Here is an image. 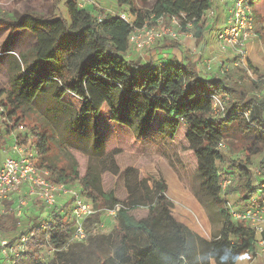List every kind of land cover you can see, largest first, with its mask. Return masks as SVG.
Listing matches in <instances>:
<instances>
[{
  "label": "trees",
  "instance_id": "trees-1",
  "mask_svg": "<svg viewBox=\"0 0 264 264\" xmlns=\"http://www.w3.org/2000/svg\"><path fill=\"white\" fill-rule=\"evenodd\" d=\"M261 1L252 0L253 8ZM211 5V0H157L150 11L138 9L132 12L137 13L134 24L138 26L152 14L159 17L191 13L198 19L195 27L199 39L203 25L198 21ZM66 8L69 19L61 16L45 18L31 13L18 18L0 17V26L9 25L14 31L26 30L35 37L32 59L28 61L24 55L19 57L21 65L15 61L10 88L0 87V107L4 109L1 117L7 119L4 122L18 124L23 121L21 113L45 87L52 86L57 100L68 93L79 99L80 113L93 118L97 126L106 105L113 107L115 94H119L123 113L115 114L114 111L112 119L116 122L132 126L130 115L134 113L136 124L142 128H150L156 118L161 117L158 129L162 134L175 136L184 127L197 160L201 186L224 218L218 240L206 243L208 254L205 260L214 259L216 264H236L242 252L256 241V234L245 221L231 219L224 210L221 173L217 165L223 157L219 145L229 136L238 138L243 145L246 158L234 160L230 168L238 177L239 199L246 202L255 189L250 170L251 157L264 150V71L250 61L246 68H240V72L252 82L248 87L241 79L229 81L228 76H203L198 61L192 59L167 62L159 67L150 62L141 67L125 57L130 47L132 26L119 14L108 13L106 18L98 21L94 6L82 8L77 0H67ZM178 47L179 43L175 41L162 44V48L167 49ZM247 70H252L257 78L247 75ZM212 96L225 100L223 105H218V111L211 109ZM23 124L34 138L36 164L40 168L49 169L59 182H78L97 208H110L119 203L112 190L98 191L87 179L68 174L57 166L51 155L57 137L50 126L43 122L32 127L27 122ZM1 135L0 131V140ZM28 139L19 136L20 143H27ZM260 170L264 174V158ZM227 173L230 175L232 172ZM145 188L150 198L153 195L149 215L134 220L127 210L121 208V220L113 225L109 235H92L87 245L82 243L83 253L78 264H197L195 244L199 237L174 215L166 182L154 179L153 187L145 185ZM5 203L8 205L6 212H0L1 232L13 230L20 222L10 210L11 202ZM100 217L101 213H98L95 219ZM41 224L21 234L31 237L28 249L16 264L62 262L63 249L69 244L73 224L67 214L52 216V226L48 230ZM129 229L144 234L145 242L131 237ZM45 250L53 254L48 262L43 261ZM228 252L231 256L225 261L222 256Z\"/></svg>",
  "mask_w": 264,
  "mask_h": 264
},
{
  "label": "rangeland",
  "instance_id": "rangeland-1",
  "mask_svg": "<svg viewBox=\"0 0 264 264\" xmlns=\"http://www.w3.org/2000/svg\"><path fill=\"white\" fill-rule=\"evenodd\" d=\"M66 1L0 0V17L18 18L23 14L31 13L45 18L61 16L69 19ZM156 2L157 0H106V2L92 0V3L88 5L92 4L95 7L96 14L104 11L116 15L128 14L138 9L147 12L154 8ZM212 5L216 10V15L212 20L201 22L203 33L199 39L194 36L192 54L198 61L201 53L202 58L206 59L205 65L202 66L205 68L206 64L211 63L212 69L217 72L218 76H228L229 81L241 79L248 87H251L252 82L240 72V68H246L248 61H251L256 68L264 71V0L254 6L258 35L254 38L253 50L250 54L247 50L243 61L235 58L232 49L224 50L216 41L218 33L225 25L226 10L222 6V0H212ZM206 24L208 26H205ZM195 32L196 27L190 33L193 36ZM184 35L181 36V40ZM160 42L161 40H158L151 47L142 50L130 45L125 57L141 67L150 62L156 66L166 63L168 59H164L161 54L160 50L163 49L159 46ZM34 46L35 37L28 31H14L9 25L0 26L1 88H10L11 70L15 68V61L21 65L19 57L22 55L30 61ZM235 61L239 62L238 66H235ZM20 68L22 69L21 66ZM207 73L210 75L212 71H207ZM247 75L254 79L257 77L252 70H247ZM80 105L81 101L70 93L61 100H57L54 87H45L29 108L21 113L22 123L16 124L13 121L3 123L0 113L2 133L0 145L2 147L6 144L7 147L11 146L13 140L11 134L17 125H24L23 123L27 122L32 127L39 126L40 122H43L53 129L57 137L51 151L57 166L65 169L68 174L87 179L98 191L112 190L120 207L127 210L128 215L134 220L146 218L149 215V204L152 203L153 195L149 197L145 185L152 188L154 179H163L167 184V195L173 202L174 214L184 220L185 224L199 237L195 244L197 264H216L214 259L205 260L208 254L206 243L211 244L218 240L217 236L223 227L224 218L216 203L201 186L197 160L186 138V129L182 127L175 136L162 134L158 129L161 122L159 116L150 128H142L136 124L134 113L130 115L133 121L132 126L116 122L112 119L114 111L115 114L123 113L119 94H115L113 107L106 105L103 114L99 117L98 126L93 118L80 113ZM211 109L216 111L214 103ZM29 135L32 136V133L29 132ZM33 139V136L28 139L26 145L33 147ZM222 153V159L217 162L221 177L225 179L229 176L227 172H232L230 175L235 179L226 197L236 206H243L244 201L238 198V177L230 166L234 160H244L246 152L238 138L229 136L222 148ZM263 158L264 150L253 155L250 161V170L256 187L262 183V175L264 178L260 170ZM31 204L24 216L19 219L20 222L16 228L11 231H0V239L14 241L34 225L49 220L50 215L41 201H32ZM6 206L8 208L7 204ZM119 213L115 218L107 219L104 226L99 225L101 218L92 219L89 222L92 235H109L113 225L121 220ZM129 233L141 243L146 240V236L135 229H129ZM82 253V243L67 244L63 249L64 255L60 264H78ZM52 255L51 251L45 250L43 261L48 262Z\"/></svg>",
  "mask_w": 264,
  "mask_h": 264
},
{
  "label": "built area",
  "instance_id": "built-area-1",
  "mask_svg": "<svg viewBox=\"0 0 264 264\" xmlns=\"http://www.w3.org/2000/svg\"><path fill=\"white\" fill-rule=\"evenodd\" d=\"M203 1V0H197ZM212 2V0H211ZM227 5V15L224 28L218 33L217 41L221 48L232 49L235 58L243 61L247 54L248 43L258 34L256 33V18L252 0H222ZM92 0H78L80 7H87ZM108 13L100 11L96 14V19L102 21ZM216 15L214 6L204 11L201 23L204 20H212ZM119 16L132 26L129 35L130 45L137 49L151 47L158 40L166 38L181 40L183 34L190 33L196 26L197 17L191 13H180L155 16L152 14L142 25H135L137 13H122ZM221 63V62H220ZM222 65V63H221ZM239 62L235 61V66ZM206 72L213 71L211 63L206 64ZM257 78V77H256ZM213 103L218 111V105L224 104V98L212 96ZM1 114L4 109L0 107ZM4 123L5 116L1 117ZM9 130H7L8 132ZM6 132V133H7ZM12 143L9 147H4L5 156H0V212L6 209V201H12L15 217L22 218L32 201H41L50 218L41 224L45 229L52 226V216L58 217L68 215L69 221L73 224L70 243H87L92 236L89 222L101 213V222L115 218L120 212V205L100 209L88 198L82 186L77 182L74 184L59 182L55 180L52 173L47 168H40L36 164L37 151L26 143L19 142V136L23 135L31 138L24 125H17L12 131ZM225 142H221L219 148L222 149ZM259 172V170H258ZM264 179V178H262ZM235 181L229 175L225 179L221 177V196L224 199V210L233 220H242L255 231L256 241L264 243V180L255 187L253 194L244 202L243 206H236L227 199L230 186ZM56 210V213L54 212ZM96 225V224H95ZM30 235L21 236L15 241L0 239V264H16L18 259L28 249Z\"/></svg>",
  "mask_w": 264,
  "mask_h": 264
},
{
  "label": "crops",
  "instance_id": "crops-1",
  "mask_svg": "<svg viewBox=\"0 0 264 264\" xmlns=\"http://www.w3.org/2000/svg\"><path fill=\"white\" fill-rule=\"evenodd\" d=\"M100 2H106V0H98ZM93 5H88V7H92ZM223 8L224 10H226V15H227V5L223 3ZM111 14V13H110ZM118 15V14H116ZM205 26H208L207 24ZM206 28V27H205ZM194 36H196V32L193 34L192 36V33H187L183 36L182 40L180 41H175V40H172V39H164V40H161V42L159 43L160 45V48H162V44L165 42V41H175L177 43H179V47L178 48H162L163 50H160L164 57V59H168L167 62H173V63H178V62H185L187 61L188 59H192V60H195L196 61V58L195 56L192 54V44L194 43ZM216 41H217V37H216ZM255 40H251L249 43H248V47H247V50H248V54H250V52L253 50L254 48V45H255ZM188 44H190L188 46ZM129 50V49H128ZM127 50V52H128ZM199 60H198V65H199V68H200V71L202 73L203 76H206V77H212V76H216L217 72L216 71H212V74L208 75V73L206 72V67L204 68V66L202 65H205L206 63V59L205 58H202L203 56L201 55V53L199 54ZM212 60V59H211ZM224 61V60H223ZM166 62V63H167ZM251 62V61H250ZM252 63V62H251ZM165 63H162L159 66H162L164 65ZM215 64V63H214ZM235 64V62H234ZM253 64V63H252ZM223 65V64H222ZM7 143V141H6ZM7 144L4 146L6 147ZM4 147H2L0 145V156L1 158H3L5 156V154L2 152ZM239 198V196H238ZM11 202V206H10V210H13V203L12 201ZM32 206V204H31ZM32 208V207H31ZM7 208L2 211V212H6ZM173 210V208H172ZM176 216V218L185 224V221L182 220L181 218H179V216H177L176 214H174ZM244 263H247V264H264V243H261L259 241H255L251 247L247 250H245L244 252H242V254L239 256L236 264H244Z\"/></svg>",
  "mask_w": 264,
  "mask_h": 264
},
{
  "label": "clouds",
  "instance_id": "clouds-1",
  "mask_svg": "<svg viewBox=\"0 0 264 264\" xmlns=\"http://www.w3.org/2000/svg\"><path fill=\"white\" fill-rule=\"evenodd\" d=\"M226 248H227V247H226ZM229 256H231V252H228L226 255H223V256H222V259L225 260V261H227L228 258H229Z\"/></svg>",
  "mask_w": 264,
  "mask_h": 264
}]
</instances>
